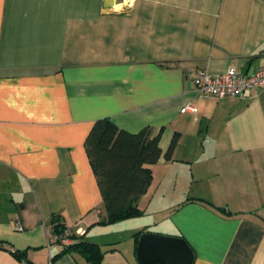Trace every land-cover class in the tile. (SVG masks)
<instances>
[{"label":"crops","instance_id":"0c3cea01","mask_svg":"<svg viewBox=\"0 0 264 264\" xmlns=\"http://www.w3.org/2000/svg\"><path fill=\"white\" fill-rule=\"evenodd\" d=\"M111 1L0 0V264H138L148 231L183 237L192 264H264V90L191 81L264 66V0ZM103 117L162 151L140 214L112 222L84 145ZM56 222L100 263L49 246Z\"/></svg>","mask_w":264,"mask_h":264},{"label":"trees","instance_id":"16d2710c","mask_svg":"<svg viewBox=\"0 0 264 264\" xmlns=\"http://www.w3.org/2000/svg\"><path fill=\"white\" fill-rule=\"evenodd\" d=\"M177 140L175 134L166 152L167 157L171 156ZM84 145L107 210V218L102 221L112 222L140 214L134 199L148 187L152 178L150 165L156 163L162 154L158 136L152 137L147 127L129 132L119 128L110 118L103 117L93 123ZM65 229L59 222L53 226L54 233ZM70 238L73 242L62 246V251L76 252L91 262L100 263L102 251L96 243L78 240L75 235ZM7 247L8 243L0 239V248ZM9 250L19 260L28 261L25 251Z\"/></svg>","mask_w":264,"mask_h":264},{"label":"built area","instance_id":"2783aa9c","mask_svg":"<svg viewBox=\"0 0 264 264\" xmlns=\"http://www.w3.org/2000/svg\"><path fill=\"white\" fill-rule=\"evenodd\" d=\"M191 81L195 92L200 97L239 96L250 89L264 90V66L256 68L250 74L230 68L220 74L212 75L206 69L199 68L191 75ZM195 110L193 103H188L182 108V111L194 112ZM17 228L22 229L19 223H17ZM72 242L66 229L61 233L52 231L48 235L49 246L56 244L67 246Z\"/></svg>","mask_w":264,"mask_h":264},{"label":"water","instance_id":"95a60500","mask_svg":"<svg viewBox=\"0 0 264 264\" xmlns=\"http://www.w3.org/2000/svg\"><path fill=\"white\" fill-rule=\"evenodd\" d=\"M136 259L138 264H192L194 252L181 236L148 231L139 236Z\"/></svg>","mask_w":264,"mask_h":264}]
</instances>
